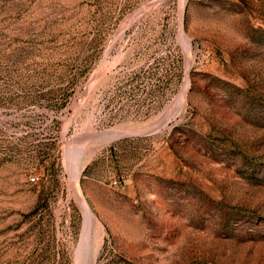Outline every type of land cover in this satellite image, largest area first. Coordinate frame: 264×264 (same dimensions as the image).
Returning a JSON list of instances; mask_svg holds the SVG:
<instances>
[{
    "label": "rangeland",
    "instance_id": "obj_1",
    "mask_svg": "<svg viewBox=\"0 0 264 264\" xmlns=\"http://www.w3.org/2000/svg\"><path fill=\"white\" fill-rule=\"evenodd\" d=\"M0 264H264V0H0Z\"/></svg>",
    "mask_w": 264,
    "mask_h": 264
},
{
    "label": "built area",
    "instance_id": "obj_2",
    "mask_svg": "<svg viewBox=\"0 0 264 264\" xmlns=\"http://www.w3.org/2000/svg\"><path fill=\"white\" fill-rule=\"evenodd\" d=\"M30 180H31V181H35V177H34V176H31V177H30Z\"/></svg>",
    "mask_w": 264,
    "mask_h": 264
},
{
    "label": "bare ground",
    "instance_id": "obj_3",
    "mask_svg": "<svg viewBox=\"0 0 264 264\" xmlns=\"http://www.w3.org/2000/svg\"><path fill=\"white\" fill-rule=\"evenodd\" d=\"M94 256V255H93Z\"/></svg>",
    "mask_w": 264,
    "mask_h": 264
}]
</instances>
